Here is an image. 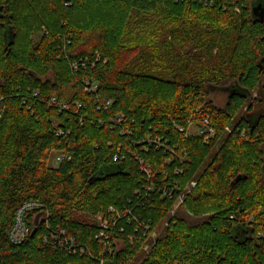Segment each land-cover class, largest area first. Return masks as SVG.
I'll use <instances>...</instances> for the list:
<instances>
[{
	"label": "trees",
	"instance_id": "1",
	"mask_svg": "<svg viewBox=\"0 0 264 264\" xmlns=\"http://www.w3.org/2000/svg\"><path fill=\"white\" fill-rule=\"evenodd\" d=\"M255 1L0 0V264H92L103 250L97 223L77 214L110 206L132 210L150 226L147 237L157 232L142 264H264V22L252 14ZM97 53L95 66L72 68ZM86 80L96 92L85 91ZM229 84L218 106L209 92ZM121 113L131 134L109 123ZM207 115L215 137L187 135ZM150 133L186 151L184 161L166 165L162 150H142ZM133 151L158 171L153 178ZM65 153L71 159L49 165ZM114 164L118 171L105 172ZM152 180L156 189L146 193ZM174 181L186 195L172 214L176 200L160 187ZM30 200L42 204L44 220L14 244L8 231ZM136 226L120 235L123 249H105V264H127L126 253H138L146 238ZM60 229L86 252L54 248Z\"/></svg>",
	"mask_w": 264,
	"mask_h": 264
},
{
	"label": "built area",
	"instance_id": "2",
	"mask_svg": "<svg viewBox=\"0 0 264 264\" xmlns=\"http://www.w3.org/2000/svg\"><path fill=\"white\" fill-rule=\"evenodd\" d=\"M101 55L97 53L96 61H92L89 59H81L80 61H73L72 62V68L75 71H78L81 68H86L87 65L95 66L96 62L98 60H101ZM105 62L107 59L104 60ZM84 88L87 93L96 92L98 85L97 83H90L88 80L84 83ZM52 102H56V98H53ZM112 101H106L104 105L98 106V109L103 108L107 109L111 105ZM83 105L81 103H78V107L81 108ZM66 108V105H63L61 107V110ZM124 120H126V115L124 113H121L115 117H112L109 119V123L112 126L116 125H122V134H131L132 130L129 126L124 125ZM134 122V121H133ZM101 123H103L101 121ZM181 131H184L182 127H179ZM227 132H231L232 128L227 127ZM65 131L63 128H57L56 135L61 136L64 135ZM191 134H199L202 135L205 142H209L213 137L216 135V128L212 123V120L209 115L204 116L200 122L199 125L195 123H191L190 127L187 130V135ZM244 135V133L242 134ZM139 144L142 145V150L149 151L151 148H155L156 150H162L163 154L165 155V164L171 165L175 161H184L187 153L186 151L180 152L178 150L177 145H171L167 142L166 139L159 137V136H153L152 133L148 134L147 138L144 140L139 141ZM119 153L120 148L118 149V153L114 156V160H119ZM122 155V154H121ZM130 155H135V157L140 160L141 163V170L145 172L149 178H153L155 174L158 172L152 167L145 163V161L139 157L138 154L131 152ZM59 161L61 162L64 158L71 159L70 154H60L58 157ZM181 170L178 169V167L175 170V173H180ZM197 183L196 181L191 182V187L195 186ZM156 189V183L152 180L150 184H148L145 187L146 193H151ZM187 190H190V186H188ZM161 195L162 197H168L175 199L174 208L172 210V214L175 213V210L178 208L180 204H182L185 200L186 192L179 190V184L177 181H174L172 184L166 183L164 186L160 187ZM42 204L30 200L23 203L15 212L13 224L8 231L9 239L14 244H20L24 242L27 237L31 233V226L30 221L31 219L36 215L37 212H39L42 208ZM103 214H98L97 219V232L95 234V238L100 242V244L103 246V250L100 253V257L97 260H94L92 264H105L106 258L104 256L105 249H107V252L109 254L113 253V250H121L123 249L124 242L121 238L125 237L124 233L126 232V226L131 225L133 222L136 223L138 226L135 227L136 231H143V237L146 238L144 241L140 242L139 245V251L140 249H145L146 254L150 253L152 250V246L155 242V238L157 236V232L153 231L147 237L146 231L150 229L149 225H146L145 223H140L139 218L132 213V210H127L126 212H122L118 208L114 206H110L107 211L102 212ZM125 220L127 222L126 225L120 224ZM121 235V236H120ZM127 239L129 244L132 246V249L136 248V236L134 234H128ZM152 239V242L149 240ZM52 244L54 248H60L67 250L68 252L77 253L80 252L82 255L86 252V249L84 247H79L76 243L75 237L72 235H69L66 230L60 229L59 234H56L52 232Z\"/></svg>",
	"mask_w": 264,
	"mask_h": 264
},
{
	"label": "rangeland",
	"instance_id": "3",
	"mask_svg": "<svg viewBox=\"0 0 264 264\" xmlns=\"http://www.w3.org/2000/svg\"><path fill=\"white\" fill-rule=\"evenodd\" d=\"M46 31V25H44L40 32L37 33V34H33L31 37L33 40L35 41H38L39 38L41 37V35H43V32L45 33ZM214 52H217V49H215ZM263 83H264V78H263ZM230 88H231V85H227L223 88H212L209 92V97L211 99H213L215 101V103L218 105V106H225V104L227 103V100H228V96L229 94L231 93L230 91ZM261 93L263 94V92L261 91V88L260 87H256L255 90H254V95H257L260 97ZM262 104L259 106L260 108V111L262 110V112H264V95L262 96ZM250 101H248L245 105V108L244 110L241 112V115L245 112V109L248 107ZM229 132H226L223 137L219 140V142L217 143L214 151L208 155V159L205 160V162L202 164V166L200 167V171L199 172H202L206 167L207 165L211 162V160L213 159L214 157V154L218 151V149L220 148V146L224 143V140H225V137L226 135L228 134ZM59 156V155H58ZM58 156L56 155H53L50 162H49V165L52 166V167H58L59 164H60V161L59 159L57 158ZM104 170L105 172L107 173H113V172H116L119 170V167L118 165L114 164V165H107L104 167ZM100 214V213H98ZM98 214L96 215H90V214H77L79 216H81V218L83 220H87V221H90L92 223H97L98 222V219H97V216ZM103 214V213H101ZM100 214V216H101ZM146 256V252H145V249H140V251H138L137 254H131V253H126V261H127V264H142L143 262V258Z\"/></svg>",
	"mask_w": 264,
	"mask_h": 264
},
{
	"label": "water",
	"instance_id": "4",
	"mask_svg": "<svg viewBox=\"0 0 264 264\" xmlns=\"http://www.w3.org/2000/svg\"><path fill=\"white\" fill-rule=\"evenodd\" d=\"M252 14L255 18H258L261 22H264V0H256L252 6ZM241 175L236 178V181H240ZM45 211H41L34 216L33 228L31 235H34L37 231L38 225L44 220Z\"/></svg>",
	"mask_w": 264,
	"mask_h": 264
}]
</instances>
